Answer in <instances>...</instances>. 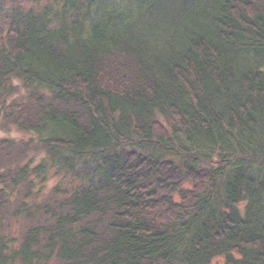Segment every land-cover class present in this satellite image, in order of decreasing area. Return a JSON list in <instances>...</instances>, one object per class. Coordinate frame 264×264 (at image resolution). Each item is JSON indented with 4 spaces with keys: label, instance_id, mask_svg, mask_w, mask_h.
Instances as JSON below:
<instances>
[{
    "label": "trees",
    "instance_id": "trees-1",
    "mask_svg": "<svg viewBox=\"0 0 264 264\" xmlns=\"http://www.w3.org/2000/svg\"><path fill=\"white\" fill-rule=\"evenodd\" d=\"M160 1L0 0V264H264V0Z\"/></svg>",
    "mask_w": 264,
    "mask_h": 264
},
{
    "label": "rangeland",
    "instance_id": "rangeland-1",
    "mask_svg": "<svg viewBox=\"0 0 264 264\" xmlns=\"http://www.w3.org/2000/svg\"><path fill=\"white\" fill-rule=\"evenodd\" d=\"M9 4L10 3L7 2L5 6L6 7L10 6ZM175 8L176 6L172 4H168L165 1L162 3L160 0H157V3L154 4L153 8L149 11L148 14H146V16L148 17L149 21L153 22L155 29L161 32V30L165 26V20L168 19L173 14ZM29 136L30 134L20 132L13 127L10 129H1L0 127V139L4 137L20 139V138H28ZM53 183H54L53 181L50 182L51 185ZM219 263H223L222 257H218L211 262V264H219Z\"/></svg>",
    "mask_w": 264,
    "mask_h": 264
}]
</instances>
